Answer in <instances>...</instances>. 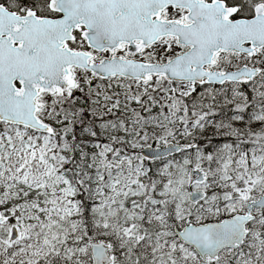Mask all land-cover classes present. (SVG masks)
I'll list each match as a JSON object with an SVG mask.
<instances>
[{"label":"snow or ice","instance_id":"snow-or-ice-1","mask_svg":"<svg viewBox=\"0 0 264 264\" xmlns=\"http://www.w3.org/2000/svg\"><path fill=\"white\" fill-rule=\"evenodd\" d=\"M0 264H264V0H0Z\"/></svg>","mask_w":264,"mask_h":264}]
</instances>
